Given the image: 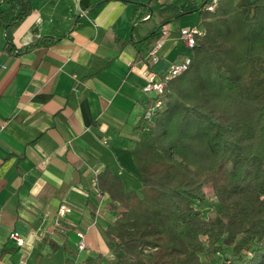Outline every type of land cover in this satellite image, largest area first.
<instances>
[{
	"label": "crops",
	"instance_id": "1",
	"mask_svg": "<svg viewBox=\"0 0 264 264\" xmlns=\"http://www.w3.org/2000/svg\"><path fill=\"white\" fill-rule=\"evenodd\" d=\"M29 1L32 10L9 29L11 5L0 4V264L109 256L113 212L97 175L108 166L127 190L141 187L131 149L151 98L148 74L159 77L191 55L181 29L202 27L205 0ZM138 2L151 9L135 22ZM162 29L153 62L149 51ZM62 204L69 210L56 225Z\"/></svg>",
	"mask_w": 264,
	"mask_h": 264
},
{
	"label": "trees",
	"instance_id": "2",
	"mask_svg": "<svg viewBox=\"0 0 264 264\" xmlns=\"http://www.w3.org/2000/svg\"><path fill=\"white\" fill-rule=\"evenodd\" d=\"M4 1L8 29L32 10L29 0ZM138 4L135 22L151 9ZM200 23L191 62L137 126L141 187L127 190L108 166L97 175L113 212L111 255L53 264H205L224 247L239 264H264V0H217ZM15 48L8 37L6 49ZM207 185L214 216L200 207Z\"/></svg>",
	"mask_w": 264,
	"mask_h": 264
},
{
	"label": "built area",
	"instance_id": "3",
	"mask_svg": "<svg viewBox=\"0 0 264 264\" xmlns=\"http://www.w3.org/2000/svg\"><path fill=\"white\" fill-rule=\"evenodd\" d=\"M217 5V0H212V2L205 5V8L213 10ZM168 32L167 29H162V36L153 44L149 51V56L151 61L155 62L159 59V50L163 44V37ZM202 30L198 26H189L181 29V38L185 41L189 48H193L196 40L195 36L201 33ZM191 62L190 55H184L178 60L172 62L170 66L165 70L159 77H156L154 73H149L147 77V83L144 86V90L151 94L146 108L144 110V118L150 119L153 112L163 105V93L165 89L166 82L169 78L181 74ZM69 207L66 204H62L59 208L58 217L56 219V225H59L62 220L65 219L66 212ZM78 240L76 242V247L78 250L86 248L85 233L82 231L77 232ZM11 238L18 246H22L24 239L18 231L11 233ZM16 264H29L25 259L21 258Z\"/></svg>",
	"mask_w": 264,
	"mask_h": 264
},
{
	"label": "rangeland",
	"instance_id": "4",
	"mask_svg": "<svg viewBox=\"0 0 264 264\" xmlns=\"http://www.w3.org/2000/svg\"><path fill=\"white\" fill-rule=\"evenodd\" d=\"M205 195H206V200L200 204V207L207 216H214L217 211L218 203H217V198L210 193L209 185L205 187ZM216 254L217 255L215 260L211 262L205 261V257L203 256L205 264H239L240 263V260L236 258L233 252L231 251V247H224L221 250H219ZM227 260H230L231 262H228Z\"/></svg>",
	"mask_w": 264,
	"mask_h": 264
}]
</instances>
